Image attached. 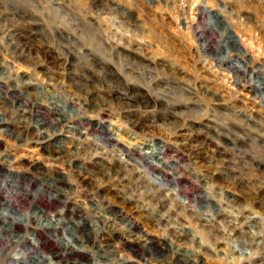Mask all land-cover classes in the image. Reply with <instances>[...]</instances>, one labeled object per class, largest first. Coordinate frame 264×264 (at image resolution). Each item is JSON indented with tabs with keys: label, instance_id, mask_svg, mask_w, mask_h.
Wrapping results in <instances>:
<instances>
[{
	"label": "rangeland",
	"instance_id": "rangeland-1",
	"mask_svg": "<svg viewBox=\"0 0 264 264\" xmlns=\"http://www.w3.org/2000/svg\"><path fill=\"white\" fill-rule=\"evenodd\" d=\"M0 95V236L22 251L4 264H170L145 239L264 264V0H0ZM78 117L37 144L35 120ZM23 177L55 180L65 210L24 206ZM30 208L72 227L75 253L39 236L26 252L20 226L4 231Z\"/></svg>",
	"mask_w": 264,
	"mask_h": 264
},
{
	"label": "bare ground",
	"instance_id": "bare-ground-1",
	"mask_svg": "<svg viewBox=\"0 0 264 264\" xmlns=\"http://www.w3.org/2000/svg\"><path fill=\"white\" fill-rule=\"evenodd\" d=\"M10 32L11 33H9V34H7L5 32L7 40L8 39L13 40L16 43V45L19 47L23 46V43L28 41V39L30 37V36H26L24 34L23 35L16 34L15 31H10ZM238 71H240V69ZM255 73L258 74L259 72L257 71ZM0 96H2V95H0ZM4 96L7 97V95H4ZM3 98H5V97H2V99ZM49 110H51L50 113H52V114H56V115L59 114L56 106H53ZM31 113L32 112H29L30 117H31ZM56 121L57 122H50L49 123V122H46L45 120H41V121L35 120L33 122V125H31V128H35L37 131H39L40 133L43 134V135H40V138H39L40 141L39 140L37 141V144H39V146H40V144H42V146H44L47 144L48 145L53 144V142L55 143L56 140H59V139H61V137H63L62 133H64L65 130H67V129H69L70 131L74 130V127H72V126H75L76 123H81L82 119H81V117H78L77 119L75 118V119H68L65 121H60V120H56ZM7 125H8V121L0 120L1 128L4 127L6 129ZM28 128H30V126H28ZM101 128L103 131L102 130L99 131V134L103 137H101L100 135L99 136L102 139H104L106 136V132H104V127L101 126ZM3 132H5V130H3ZM28 132H29V130L26 129L24 132L26 134V136H28ZM105 140L109 141L111 139L105 138ZM1 155L2 154H0V157H1ZM130 159H132V158H130ZM139 161L142 163V161H144V160L141 159V157H139ZM146 167H147V169H154V167L150 166V165H147ZM4 179H6V174H4ZM50 179L51 178H49V179H42V178L41 179H38V178L24 179V177H23V186H22V190H21L23 205L26 206L25 205L26 199L30 198L33 204H36V203H37L36 205H42L43 204L45 206L44 211H46L48 213H52L55 216L61 214L63 211L53 212L51 210V205H54L56 203V201L59 200V204H57L55 206H57V207L62 206V209L66 208L67 207V201L58 199L62 195L65 197V194L61 189L57 188V186L55 184L56 183L55 180L53 179L55 182L54 183L53 181H50ZM36 186H38V188H36V190H33V192H32L31 189H33ZM0 187H2V184H0ZM45 195H47L48 202L44 204V202H41V199ZM155 196H157V194H155ZM154 198H155L154 196L151 197V199H154ZM1 207L3 209H6L3 206H1ZM30 207L32 208V205H30ZM31 208L26 213H23V215L20 218H14L7 225V229L4 231H6L8 233L12 232V230L14 229V227L12 225L14 223L17 224L18 226H20L23 229V232H19V233L17 232V235L15 236L16 238H14V239L21 240V241H23V239L25 240L26 245L23 248L25 249L24 251H26V252L27 251H33V249L38 250L39 245L42 243L41 241H39V238H38V236H39L40 238L41 237L46 238V240L49 243H53L57 247L62 248L63 251L70 253V255L75 253L74 252L75 247H74V245H72L75 242L73 240L64 241V237H63V234L65 232L72 233V231H73L72 227L71 228L64 227V222L54 220L55 216H53V215L50 216V219H47V222H45V223L41 222L42 216H40V215H42V214L41 213L38 214L37 212H35V210H31ZM7 212L9 215H11V211L9 209L7 211L1 210L0 211V219L2 218V215H4L3 213H5L7 215ZM1 225H2V223H0V226ZM133 228H134V226L131 224V226H129V231H132ZM145 240L148 243H143V244L139 245V250H143L145 252H148L149 257H151V258L154 255H155V257L157 256V254H156V252H154V248H153V246H156V247H159L160 249H162V252L159 251V253H161V255H165V257H167L170 253V256L172 257L171 262H169L170 264H204L200 261L196 262L197 260H190V258L188 256L181 254L177 248H172V246L168 247V245H166L164 243H160L159 241L153 242V240H149V241H148V239H145ZM1 241L5 243V245L0 246V262H2L4 264L5 261H3V257L6 258L8 256L9 251H11L14 248H18V246L17 245L12 246L10 244V242H8L9 239H8V241H6V240H3V238L0 236V245L2 244ZM85 243H88V245L91 248L97 247L96 242L94 240L93 241H86ZM19 251H20V254L22 255L21 249H19ZM65 252L62 254V256L65 255ZM58 255L59 254H57L56 256H58ZM88 257H90V255H87V258ZM10 259L16 260L17 258L10 256ZM45 259L46 258L44 256L36 255L33 263L34 264H43ZM26 260H20V261L16 260V261L19 262L17 264H31L30 260H28V262ZM153 261L158 263V264L161 263L157 259H154ZM13 263L14 262L11 261L8 264H13ZM61 263H62V261L60 260L58 262V264H61ZM126 263L127 262H122L119 264H126ZM63 264H68V261H64ZM88 264H94V261H91Z\"/></svg>",
	"mask_w": 264,
	"mask_h": 264
}]
</instances>
